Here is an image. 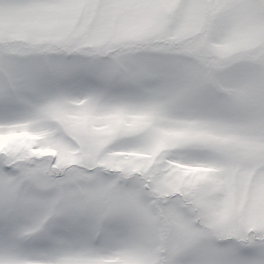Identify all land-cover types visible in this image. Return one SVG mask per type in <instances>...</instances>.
I'll return each instance as SVG.
<instances>
[{
	"label": "snow or ice",
	"instance_id": "6c2138e0",
	"mask_svg": "<svg viewBox=\"0 0 264 264\" xmlns=\"http://www.w3.org/2000/svg\"><path fill=\"white\" fill-rule=\"evenodd\" d=\"M0 264H264V0H0Z\"/></svg>",
	"mask_w": 264,
	"mask_h": 264
}]
</instances>
